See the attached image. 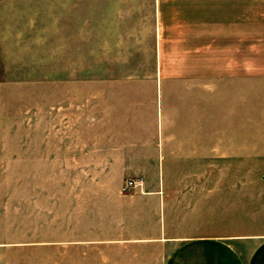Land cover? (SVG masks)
I'll return each instance as SVG.
<instances>
[{"label":"rangeland","instance_id":"rangeland-1","mask_svg":"<svg viewBox=\"0 0 264 264\" xmlns=\"http://www.w3.org/2000/svg\"><path fill=\"white\" fill-rule=\"evenodd\" d=\"M217 53L261 74L264 0H0V264H162L165 246L105 241L124 227L115 196L139 179L119 170L162 112H193ZM217 165L250 182L257 228L264 157Z\"/></svg>","mask_w":264,"mask_h":264},{"label":"crops","instance_id":"crops-1","mask_svg":"<svg viewBox=\"0 0 264 264\" xmlns=\"http://www.w3.org/2000/svg\"><path fill=\"white\" fill-rule=\"evenodd\" d=\"M215 55L224 63L212 69L193 114L180 104L162 112L148 148L127 155L130 164L119 171L140 186L115 196L124 227L105 241L165 246L162 264H264V180L261 224L251 228L250 182L217 176L219 158L264 157V68L251 75L243 63L249 55ZM251 89L261 100L251 101ZM252 116L261 123V141L250 140Z\"/></svg>","mask_w":264,"mask_h":264},{"label":"built area","instance_id":"built-area-1","mask_svg":"<svg viewBox=\"0 0 264 264\" xmlns=\"http://www.w3.org/2000/svg\"><path fill=\"white\" fill-rule=\"evenodd\" d=\"M138 186H140L138 181L126 179L121 188L124 192H126V191L132 190Z\"/></svg>","mask_w":264,"mask_h":264}]
</instances>
